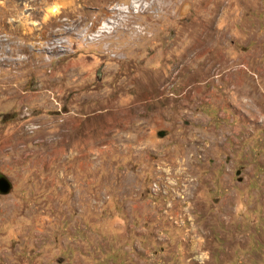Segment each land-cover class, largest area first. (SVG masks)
I'll return each mask as SVG.
<instances>
[{"label": "rangeland", "instance_id": "rangeland-1", "mask_svg": "<svg viewBox=\"0 0 264 264\" xmlns=\"http://www.w3.org/2000/svg\"><path fill=\"white\" fill-rule=\"evenodd\" d=\"M70 1L0 0V264H264V0Z\"/></svg>", "mask_w": 264, "mask_h": 264}, {"label": "water", "instance_id": "water-1", "mask_svg": "<svg viewBox=\"0 0 264 264\" xmlns=\"http://www.w3.org/2000/svg\"><path fill=\"white\" fill-rule=\"evenodd\" d=\"M9 189H10V186L7 180L3 178L2 176H0V193L5 194L9 191Z\"/></svg>", "mask_w": 264, "mask_h": 264}, {"label": "bare ground", "instance_id": "bare-ground-1", "mask_svg": "<svg viewBox=\"0 0 264 264\" xmlns=\"http://www.w3.org/2000/svg\"><path fill=\"white\" fill-rule=\"evenodd\" d=\"M64 1H66V0H64ZM70 3L74 4V3H75V0H71ZM50 10H51V9H50ZM57 12H58V10H57L56 8L53 7V9L51 10V14H55V13H57Z\"/></svg>", "mask_w": 264, "mask_h": 264}]
</instances>
